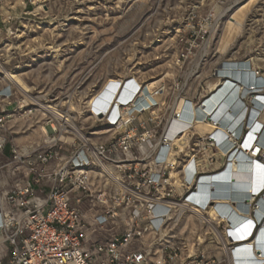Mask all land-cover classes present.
<instances>
[{
	"label": "built area",
	"instance_id": "1",
	"mask_svg": "<svg viewBox=\"0 0 264 264\" xmlns=\"http://www.w3.org/2000/svg\"><path fill=\"white\" fill-rule=\"evenodd\" d=\"M25 2L36 11L18 15L0 0V264H216L221 254L231 264L239 242L213 205L222 200L201 187L224 174L238 152H250L245 118L252 102L242 99L246 108L222 133L215 115L194 117V107L206 111L214 94L202 82L192 99L190 78L161 79L149 89L141 78L112 77L84 91L78 83L63 94L27 92L7 75L33 68L42 27L26 17L41 20L47 3ZM220 19L212 12L196 38L206 41ZM195 43L177 55V68L194 56ZM210 72L211 80L224 78L220 66ZM203 122L214 130L199 133L193 125ZM252 159L264 164L262 153ZM262 195L243 200L250 217ZM212 208L216 217L200 225L211 226L205 237L218 255L202 249L199 231L190 252L173 225Z\"/></svg>",
	"mask_w": 264,
	"mask_h": 264
},
{
	"label": "rangeland",
	"instance_id": "2",
	"mask_svg": "<svg viewBox=\"0 0 264 264\" xmlns=\"http://www.w3.org/2000/svg\"><path fill=\"white\" fill-rule=\"evenodd\" d=\"M9 1L18 15L37 9L26 2L23 5V0ZM249 1L46 0L41 20L26 17L42 28L35 35L39 47L31 56L36 62L29 72L23 69L22 75L31 89L63 94L78 83L84 91L104 79L131 76L169 83L176 77L190 78L193 89L199 83L196 73L206 81L220 59L253 60L264 73V0L252 7L243 29L232 37L226 50L221 49L224 29L238 8ZM217 11L221 19L214 30L206 41L197 39L203 22ZM193 41L194 56L177 68V55ZM195 233L186 235L189 245ZM205 238L202 249L218 255L213 252L215 245ZM218 256L216 264H228L223 254Z\"/></svg>",
	"mask_w": 264,
	"mask_h": 264
},
{
	"label": "bare ground",
	"instance_id": "3",
	"mask_svg": "<svg viewBox=\"0 0 264 264\" xmlns=\"http://www.w3.org/2000/svg\"><path fill=\"white\" fill-rule=\"evenodd\" d=\"M38 2L46 3V0H38ZM257 2L259 0H250L246 5L238 8L233 14L230 19L231 21L228 23L226 29H224V46L222 44L221 49L224 50L229 45L232 37L243 29L248 13ZM42 9L43 6L39 4L38 10L40 11ZM218 11L216 14L219 16ZM217 66H220V75L224 77L223 79L210 80V72L206 77V81L205 79H201V75L198 80V87L190 88L192 99L198 93L199 86L202 82L207 86L205 88L206 92L214 94L205 106L206 111L203 112V108L197 111L196 107H194L193 115L194 117L196 115H215L216 119L220 121L221 132L225 133L222 130L226 128L235 113L240 108H243V110L246 108V100H243V104L242 99L247 97L252 102L245 118V127L248 126L250 128V133L247 138V134L245 133L244 138H246L245 146L249 148L250 152L246 154H238V152L231 164L228 165L226 163V172L218 178L206 181L202 185L201 190L209 192L211 188L212 193H209V196L222 200L217 201L213 205H218L217 210L227 215L229 218L228 223L232 226V234L237 239V242H239L232 247L234 253L229 254L230 263L264 264V195H262L264 194V164L252 159L258 152L264 155V90L262 91L260 89L264 87V74L257 75V64L253 60L220 59L217 62ZM7 76L23 90L27 92L31 91L22 75L9 74ZM172 76L174 78L173 74ZM110 80L112 81V79ZM227 80L228 82L225 84ZM148 82L149 89L159 83L158 81L151 82V80ZM223 85L224 87L220 89ZM77 110L79 109L77 108ZM179 113L184 118H188L190 115V112L185 114L181 109ZM243 119L244 115L240 118V121ZM193 126L201 134L214 130L213 125L208 122L197 123ZM235 135L237 136L238 132ZM252 143H254L253 147L251 146ZM253 151H255V154ZM249 195H262L263 197L259 203L260 208L256 210L257 212L254 210L255 218L249 216L247 207L244 208L242 204L243 200ZM232 205L234 208H231ZM216 214V210L212 208L207 213H200L195 217L191 215L181 216L173 225V233L179 235L182 240H185L188 243L190 252H193V244L189 245L190 241L186 238V235L188 233L191 235L195 233L194 231H199V233L203 234V240L199 236H197V239L200 242H204L205 233L211 229V226L202 227L200 223L209 217H216ZM196 218L201 221L196 222ZM253 219H256L257 223H261L260 227L263 228L262 230L257 225H254ZM245 221L250 223V225L248 228L244 227L241 229ZM199 226L201 228H198Z\"/></svg>",
	"mask_w": 264,
	"mask_h": 264
},
{
	"label": "clouds",
	"instance_id": "4",
	"mask_svg": "<svg viewBox=\"0 0 264 264\" xmlns=\"http://www.w3.org/2000/svg\"><path fill=\"white\" fill-rule=\"evenodd\" d=\"M254 224L257 225V221L256 220H254Z\"/></svg>",
	"mask_w": 264,
	"mask_h": 264
},
{
	"label": "crops",
	"instance_id": "5",
	"mask_svg": "<svg viewBox=\"0 0 264 264\" xmlns=\"http://www.w3.org/2000/svg\"><path fill=\"white\" fill-rule=\"evenodd\" d=\"M264 74V73H263Z\"/></svg>",
	"mask_w": 264,
	"mask_h": 264
}]
</instances>
